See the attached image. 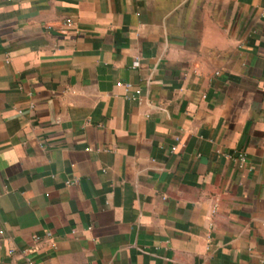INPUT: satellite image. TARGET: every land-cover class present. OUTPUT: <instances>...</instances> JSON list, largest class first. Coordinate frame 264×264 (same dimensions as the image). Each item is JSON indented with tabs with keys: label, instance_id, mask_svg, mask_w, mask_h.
Returning a JSON list of instances; mask_svg holds the SVG:
<instances>
[{
	"label": "crops",
	"instance_id": "0c3cea01",
	"mask_svg": "<svg viewBox=\"0 0 264 264\" xmlns=\"http://www.w3.org/2000/svg\"><path fill=\"white\" fill-rule=\"evenodd\" d=\"M27 259L264 264V0H0V264Z\"/></svg>",
	"mask_w": 264,
	"mask_h": 264
},
{
	"label": "built area",
	"instance_id": "2783aa9c",
	"mask_svg": "<svg viewBox=\"0 0 264 264\" xmlns=\"http://www.w3.org/2000/svg\"><path fill=\"white\" fill-rule=\"evenodd\" d=\"M118 84H120V83H118ZM125 86H128V84H124ZM177 145H174V146H172L171 147V151H174V150H176V147ZM237 159L239 160V161H241V162H243L244 161V155H243V153H238L237 154ZM47 236H49V233H47ZM35 239H37V237H35ZM27 262H28V264H34V262L31 260V259H27Z\"/></svg>",
	"mask_w": 264,
	"mask_h": 264
}]
</instances>
